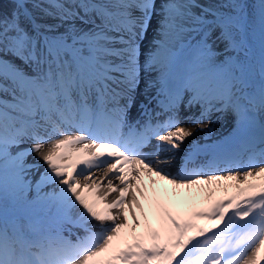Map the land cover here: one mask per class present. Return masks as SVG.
<instances>
[{
    "label": "snow or ice",
    "instance_id": "1",
    "mask_svg": "<svg viewBox=\"0 0 264 264\" xmlns=\"http://www.w3.org/2000/svg\"><path fill=\"white\" fill-rule=\"evenodd\" d=\"M11 3L0 264H264V0ZM154 16L143 70L155 95L129 124ZM182 110L205 133L187 150ZM229 112L231 132L207 143L203 121Z\"/></svg>",
    "mask_w": 264,
    "mask_h": 264
},
{
    "label": "bare ground",
    "instance_id": "2",
    "mask_svg": "<svg viewBox=\"0 0 264 264\" xmlns=\"http://www.w3.org/2000/svg\"><path fill=\"white\" fill-rule=\"evenodd\" d=\"M157 8H159V3L157 4ZM155 29H156V17L154 16L152 21H151V23H150V26L148 28V33H147V36L145 37V41H144L143 45L140 46V57H139V60H140V65L142 67L141 70H143V64H144L145 57H146V55H147V53L149 51V48L151 46L152 38L155 35ZM220 47L223 48V45L221 44ZM155 75H156L155 72H153L151 74H148V73H146L143 70L142 74L140 75V77L144 78L142 80V83L145 84V81L149 79V76L154 77ZM154 90L155 89H152L150 92L146 93L145 92V86H140L139 85L138 89L135 92V95H138V91H142L144 97H146V96L150 97L152 95V93L154 92ZM143 96H142V98H143ZM142 98L134 99L133 105L135 103L139 102ZM144 99H146V98H143V100ZM208 119H210L211 122L207 123V124H211V126L215 129V132H214V134L212 136V139L209 140V141H214V140L222 137L223 135H225L226 133H228L231 130V128L233 127V124H234L235 117L229 115L224 121H222L221 117L219 116V117H216L215 122H213L214 119H215L214 117H210ZM183 126L194 129V136L188 138L184 142V144L182 145V148L184 150L188 149V147L193 143V140H196V141H199V142L203 141V137H204L205 133L202 132V131H199L193 123H188V124H185ZM73 131H75V130H73ZM183 155H184V151L178 152L176 154V158L172 161L171 170H173V171L176 170V163L180 160L181 156H183ZM28 161L29 162H35L36 161V156L35 155L30 156L28 158ZM42 170H43V165H42V162H41V171ZM33 178H35V177H33ZM45 190H49V189H45Z\"/></svg>",
    "mask_w": 264,
    "mask_h": 264
},
{
    "label": "trees",
    "instance_id": "3",
    "mask_svg": "<svg viewBox=\"0 0 264 264\" xmlns=\"http://www.w3.org/2000/svg\"><path fill=\"white\" fill-rule=\"evenodd\" d=\"M0 4L2 5H5L4 1L3 0H0Z\"/></svg>",
    "mask_w": 264,
    "mask_h": 264
}]
</instances>
